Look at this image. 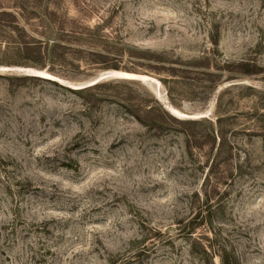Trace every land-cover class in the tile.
Instances as JSON below:
<instances>
[{
	"label": "rangeland",
	"instance_id": "1",
	"mask_svg": "<svg viewBox=\"0 0 264 264\" xmlns=\"http://www.w3.org/2000/svg\"><path fill=\"white\" fill-rule=\"evenodd\" d=\"M3 11L0 264H264V0Z\"/></svg>",
	"mask_w": 264,
	"mask_h": 264
},
{
	"label": "trees",
	"instance_id": "2",
	"mask_svg": "<svg viewBox=\"0 0 264 264\" xmlns=\"http://www.w3.org/2000/svg\"><path fill=\"white\" fill-rule=\"evenodd\" d=\"M0 16H11L12 17V15L11 14H9V13H6L5 11H3L1 14H0ZM28 51H29V49H27V48H25L24 50H23V52L24 53H28ZM201 66H203V65H197V67H201ZM92 89V88H91ZM85 90H88V89H85ZM165 115L166 116H168L170 119H172V120H174V121H177L174 117H172L171 115H169L168 113H166L165 112ZM210 216L208 215V218H209ZM206 223V222H205ZM211 224V223H210ZM194 230V229H193ZM193 233V232H192ZM204 252L208 255V252H207V250H204ZM219 257H220V260H221V264H233V262H232V260H231V258H229V256H228V254H227V252L226 251H222L221 253H219Z\"/></svg>",
	"mask_w": 264,
	"mask_h": 264
},
{
	"label": "water",
	"instance_id": "3",
	"mask_svg": "<svg viewBox=\"0 0 264 264\" xmlns=\"http://www.w3.org/2000/svg\"><path fill=\"white\" fill-rule=\"evenodd\" d=\"M36 74H38V72H36ZM39 76V75H38ZM39 77H41V78H44V77H42V76H39ZM57 82H60V81H57ZM77 90H80V89H77ZM170 112V111H169ZM172 114V113H171ZM183 116H185L184 118L185 119H197V118H199V117H194V116H187V115H185V114H183ZM201 118H203V117H201Z\"/></svg>",
	"mask_w": 264,
	"mask_h": 264
}]
</instances>
